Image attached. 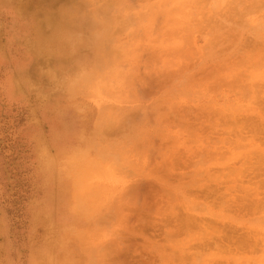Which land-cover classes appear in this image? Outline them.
<instances>
[{
  "label": "clouds",
  "instance_id": "9594fccd",
  "mask_svg": "<svg viewBox=\"0 0 264 264\" xmlns=\"http://www.w3.org/2000/svg\"><path fill=\"white\" fill-rule=\"evenodd\" d=\"M0 264H264V0H0Z\"/></svg>",
  "mask_w": 264,
  "mask_h": 264
}]
</instances>
